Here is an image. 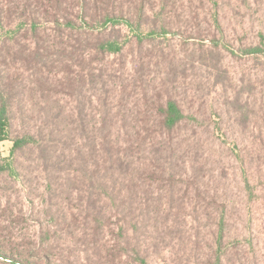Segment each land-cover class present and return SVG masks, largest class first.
<instances>
[{
  "label": "rangeland",
  "instance_id": "1",
  "mask_svg": "<svg viewBox=\"0 0 264 264\" xmlns=\"http://www.w3.org/2000/svg\"><path fill=\"white\" fill-rule=\"evenodd\" d=\"M177 7L173 30L152 41L147 39L142 53L133 34L125 27L118 28L119 40L130 41L120 76L131 75L139 54L147 55L152 85L172 80L183 105L206 116L210 134L199 132L196 136L188 128L175 138L166 156L182 180L197 177L201 191L225 202L222 264H264V53L245 52L251 44L264 47V0H178ZM213 26L221 38L218 69L213 67L210 51L214 48ZM6 30L0 29V59ZM110 60L111 70L119 67L118 58ZM3 66L0 61V70ZM118 79L107 84L104 94L117 116V129L133 131L141 121L142 100L120 108L118 91L123 82ZM169 88L173 86L169 84ZM29 99L25 93L28 104L22 109L32 126L37 110L29 109ZM64 104L73 109L71 100L65 99ZM51 127L49 124L48 131ZM55 134L53 138L61 140V135L65 136ZM11 146L10 141L1 142L0 156H8ZM34 156L26 151L14 164L15 175H0V242L32 247L43 242L47 229L51 234L57 229L52 239L59 245L61 261L54 258L53 264H111L108 252L115 244L113 231L105 232L104 237L101 234L99 240L97 234L94 237L90 224L83 226L87 217L78 195L74 192L68 200L74 183L55 170L43 172ZM67 160L61 158L65 165ZM185 188V182H178L173 189L174 202L165 192L162 205L149 202L148 209L142 207V211L134 201L128 233L131 256L123 255L118 264H139L136 251L145 255L146 264H215L218 213L203 208L192 185L183 194ZM132 191L135 195L136 190ZM181 201L183 209L175 214ZM114 222L113 218L110 223Z\"/></svg>",
  "mask_w": 264,
  "mask_h": 264
},
{
  "label": "trees",
  "instance_id": "2",
  "mask_svg": "<svg viewBox=\"0 0 264 264\" xmlns=\"http://www.w3.org/2000/svg\"><path fill=\"white\" fill-rule=\"evenodd\" d=\"M177 4L178 0H0V29L7 27L0 59L4 64L0 70V143L12 142L9 155L0 156V175H15L14 164L26 151L35 155L43 172L63 173L75 186L68 193L64 189L68 200L75 192L86 213L83 226L90 224L98 240L101 234L104 237L105 232L113 231L115 244L108 252L111 264H118L123 255L131 256L128 233L134 201L141 211L142 207L148 209L149 202L162 205L165 192L174 202L173 189L178 182L186 183L183 194L192 185L203 208L218 213L217 251L213 255L215 264H222L225 202L201 191L197 177L182 180L166 156L175 138L183 131L187 133L188 128L196 136L199 132L209 135L208 120L203 113L200 116L201 111L196 115L183 105L172 80L168 83L173 89L164 81L152 85L147 55L141 56L147 39L152 41L173 30ZM214 22L219 24L218 19ZM120 27L133 34L141 52L133 62L132 74L126 78L120 75L127 64L124 57L130 41L119 40ZM196 31L201 29L197 27ZM211 37V58L218 69L222 58L216 26ZM245 52L264 53V47L251 44ZM112 57L119 60L114 70L108 67ZM109 78L123 82L118 91L120 108L142 100L141 121L133 131L117 129V116L112 114L108 95L104 94L107 84L114 82ZM25 93L30 98L29 109L37 110L32 126L24 119L27 113L22 107L28 104ZM65 99L74 102L73 109L66 107ZM19 118L22 121L18 122ZM49 124L53 127L48 131ZM54 131L65 136L61 135L62 140L53 138L57 135ZM72 146L78 147L73 150ZM62 157L68 158V165L61 161ZM181 209L182 201L175 214ZM59 218L65 224L64 217ZM113 218L115 222L111 224ZM56 235L57 229L52 234L47 229L43 242L32 247L0 242V261H61L59 245L52 239ZM135 255L139 264H146L145 255L139 251Z\"/></svg>",
  "mask_w": 264,
  "mask_h": 264
}]
</instances>
